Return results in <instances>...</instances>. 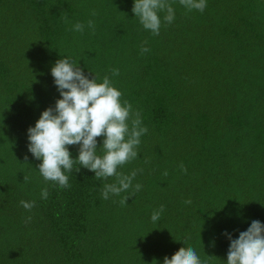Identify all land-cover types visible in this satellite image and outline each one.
<instances>
[{
	"label": "trees",
	"instance_id": "obj_1",
	"mask_svg": "<svg viewBox=\"0 0 264 264\" xmlns=\"http://www.w3.org/2000/svg\"><path fill=\"white\" fill-rule=\"evenodd\" d=\"M169 2L175 19L161 12L156 36L133 0H0V264H163L181 247L202 264H226L225 233L237 239L264 224V0H206L203 13ZM77 22L82 33L71 30ZM61 58L89 79L109 76L140 112L148 132L118 169L142 170L134 195L103 199L115 178L76 173L79 164L68 188L38 172L27 130L60 99L51 68ZM78 147L69 146L72 159Z\"/></svg>",
	"mask_w": 264,
	"mask_h": 264
},
{
	"label": "clouds",
	"instance_id": "obj_2",
	"mask_svg": "<svg viewBox=\"0 0 264 264\" xmlns=\"http://www.w3.org/2000/svg\"><path fill=\"white\" fill-rule=\"evenodd\" d=\"M179 4L189 12L195 10L203 13L207 7L206 0H179ZM161 12L166 13L163 17L165 23L174 21L175 10L169 0H133L132 13L144 30L156 36L161 28ZM92 15L95 16L96 12L93 11ZM64 20L68 22L66 16ZM87 26L95 30L93 20H89ZM84 27L83 23L77 22L71 30L82 33ZM148 51L150 49L147 47H141V53ZM111 71L113 76L119 75L118 69ZM51 76L60 99L55 101L54 107L45 109L35 126L27 130L28 152L40 161L37 167L42 178L61 188H68L69 177L66 173L79 164L76 173L84 168L94 173L97 180L115 178L114 183L103 186L101 195L105 200L110 194L119 196L129 189H132L130 195L140 191L142 185H133V180L142 170H133L127 175L118 171L138 157L141 137L148 132L147 127L142 126L140 112L133 111L127 100H121L122 93L113 86L109 76H104L102 82H97L92 75L89 79L78 63L70 58L58 59L51 68ZM98 137L103 138L102 147L99 148L102 155L98 154ZM69 146H79L76 159H72ZM24 159L27 161L28 157ZM180 168L187 171L183 164ZM24 179L26 181L27 177ZM48 194L47 188L41 190L43 199H47ZM130 195L120 200L122 206L126 205ZM20 204L31 211L35 201L22 200ZM163 211V205L155 210L151 215L152 222H157ZM30 221L31 217H27L26 222ZM225 235L230 241L226 264H264V224L253 221L246 231L239 233L237 239H232L230 234ZM163 264H202V261L192 247H181L170 259L165 257Z\"/></svg>",
	"mask_w": 264,
	"mask_h": 264
}]
</instances>
